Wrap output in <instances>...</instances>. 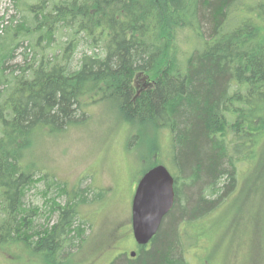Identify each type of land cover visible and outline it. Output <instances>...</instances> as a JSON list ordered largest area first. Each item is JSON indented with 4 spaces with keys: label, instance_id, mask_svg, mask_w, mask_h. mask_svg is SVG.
I'll use <instances>...</instances> for the list:
<instances>
[{
    "label": "trees",
    "instance_id": "trees-1",
    "mask_svg": "<svg viewBox=\"0 0 264 264\" xmlns=\"http://www.w3.org/2000/svg\"><path fill=\"white\" fill-rule=\"evenodd\" d=\"M13 3L16 13L0 15V248L70 264L64 251L79 245L91 187H68L28 152L36 134L82 124L88 106L107 104L134 138L166 137L149 154L174 179L173 206L150 242L108 264H188V226L201 227L235 189L238 163L255 159L264 133V0ZM38 183L43 207L26 200Z\"/></svg>",
    "mask_w": 264,
    "mask_h": 264
},
{
    "label": "rangeland",
    "instance_id": "rangeland-1",
    "mask_svg": "<svg viewBox=\"0 0 264 264\" xmlns=\"http://www.w3.org/2000/svg\"><path fill=\"white\" fill-rule=\"evenodd\" d=\"M14 13L13 0H0L1 16ZM22 49L16 50L9 65L22 59ZM86 114L88 119L82 124L59 133L36 134L28 157L42 172L67 182L70 188L91 187L88 202L78 208L84 228L79 245L62 256L70 264H108L117 254L127 255L134 249L131 198L139 177L155 166L151 149L167 143L162 144L166 137L157 139V132L151 130L140 140L134 138V128L126 126L107 104L88 106ZM254 160L238 163L235 189L199 221L202 226H188L192 243L185 254L188 264H203L204 260L208 264H264V133ZM164 162L172 172V166ZM98 189L104 194L91 199ZM42 190L43 184L38 183L26 200L43 207ZM118 225L122 228L117 229ZM0 264L44 262L21 244H11L0 248Z\"/></svg>",
    "mask_w": 264,
    "mask_h": 264
},
{
    "label": "water",
    "instance_id": "water-1",
    "mask_svg": "<svg viewBox=\"0 0 264 264\" xmlns=\"http://www.w3.org/2000/svg\"><path fill=\"white\" fill-rule=\"evenodd\" d=\"M173 184V177L163 164L149 168L138 180L131 200V228L138 245H146L153 238L162 218L171 210ZM130 255L134 256V252Z\"/></svg>",
    "mask_w": 264,
    "mask_h": 264
},
{
    "label": "bare ground",
    "instance_id": "bare-ground-1",
    "mask_svg": "<svg viewBox=\"0 0 264 264\" xmlns=\"http://www.w3.org/2000/svg\"><path fill=\"white\" fill-rule=\"evenodd\" d=\"M13 78V77H12ZM209 171V170H208ZM174 185V184H173ZM167 213V212H166ZM202 218V217H201Z\"/></svg>",
    "mask_w": 264,
    "mask_h": 264
}]
</instances>
